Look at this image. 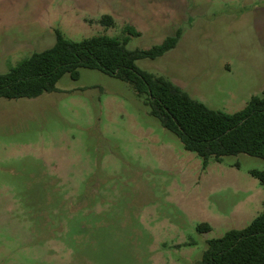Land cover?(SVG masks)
Here are the masks:
<instances>
[{"label": "rangeland", "instance_id": "obj_1", "mask_svg": "<svg viewBox=\"0 0 264 264\" xmlns=\"http://www.w3.org/2000/svg\"><path fill=\"white\" fill-rule=\"evenodd\" d=\"M184 1L178 9L177 0L165 1L168 7L144 2L146 29L126 47H151L158 39L148 34L162 36L183 14L180 25L191 27L192 37L166 59H199L193 62L206 65L203 75L212 71L218 94L248 85L249 59L257 54L239 51L219 22L251 7ZM133 4L0 0V35L21 36L36 20L73 41L116 36L130 23ZM103 15L115 17L114 28L99 24ZM211 23L235 40L224 55L211 53ZM28 56L12 55L6 67ZM161 60L137 64L152 72L146 66ZM55 88L32 99L0 98V264H200L207 241L245 228L264 211V183L250 173L264 172L261 159L238 154L203 167L126 83L99 71L81 68L76 80L64 74ZM202 224L210 230L200 232Z\"/></svg>", "mask_w": 264, "mask_h": 264}, {"label": "trees", "instance_id": "obj_2", "mask_svg": "<svg viewBox=\"0 0 264 264\" xmlns=\"http://www.w3.org/2000/svg\"><path fill=\"white\" fill-rule=\"evenodd\" d=\"M98 22L104 28L115 27L110 15H103ZM54 33L51 48L34 52L0 73V98H36L55 91L64 74L76 80L79 69L96 70L126 83L149 114L178 138L185 151L194 153L203 167L210 159L221 162L225 156L238 154L264 161V89L262 96H251L243 109L228 114L207 108L165 77L136 65L137 60L155 59L172 49L180 30L160 45L133 50L126 45L139 33L128 24L116 36L99 34L80 41L66 38L57 30ZM250 173L264 183V172ZM198 230L210 229L202 224ZM200 264H264V211L245 228L207 241Z\"/></svg>", "mask_w": 264, "mask_h": 264}, {"label": "crops", "instance_id": "obj_3", "mask_svg": "<svg viewBox=\"0 0 264 264\" xmlns=\"http://www.w3.org/2000/svg\"><path fill=\"white\" fill-rule=\"evenodd\" d=\"M132 1L135 2V5H132V10L135 13L131 14L130 23L128 25L132 26L140 36L142 35V33H144L146 29L144 27V23L147 22L141 21L139 16L148 14L147 11L145 12L143 10V3L145 2L149 7V3H153L154 1L159 0ZM160 1H162V7H168V4L165 3V1L168 0ZM195 1L198 2V0ZM199 1L201 2V6H203L202 0ZM231 1L241 2L244 8L251 7V9L243 10L242 14L239 16L240 18H236L234 16L231 18L222 19L219 22L222 29L228 30L229 35L236 38V42L235 40L227 39L221 32L220 27L211 23L210 30H212V36L214 40L213 42L216 45V49H213L211 53H217L218 56L224 55L227 51H231L233 49L234 42L235 45L237 43V46H239V51H245L250 55L256 53L257 56H255V58L250 57L249 59L248 73H252L253 78L248 85H245L241 88L236 86L227 87L225 90H222L219 93L221 94V96L218 97L219 94L217 93V89L215 86L216 81L212 80L214 79V75L211 73L212 71H207L209 73L208 76L203 75L202 71L206 65L193 62V60L198 61L199 59L192 57V62H186L187 64L175 63L172 60L166 59L165 54L172 50H176V48H179L180 45H186L185 42H188L192 37L193 29L191 27H189L190 29H185L187 27H183L182 24L180 25V23L184 22V20L186 19L185 15L183 14H181L183 16L182 18L177 19L176 21H173L171 23V26L173 25V27H171L168 32L164 31L165 33L162 36L152 37L148 34L149 38L158 39L152 45L156 46L160 45L166 38L173 37L177 30L181 31L180 38L172 49L155 59H146H162V64L155 62L149 63L146 66L148 69L152 70V72L149 73L165 77L173 85L178 87L181 91L185 92L191 99L200 102L209 109L217 110V108L213 105L221 104V107H223L224 109H228L226 110L227 112L225 111L228 114H232L243 109L251 96H262V92L264 89V0ZM174 2L175 1H173V3ZM183 2L185 1L177 0V6L175 8L178 9V7L182 5ZM257 3L259 4V6H255ZM176 14L177 16H181L178 15V10H176ZM123 16L126 17L127 15L124 14ZM111 17L114 20L115 17L113 15ZM32 23L35 24V28L31 29L30 32L23 31L24 34L21 36L16 35L13 37L7 35L6 37H4L3 35H0V73H5L8 71L9 68L6 67V64L8 62V58L12 55H16L19 53H27L28 55H30L34 52H41L43 50L51 48L55 43V30H53L49 26L43 27V24L39 23L36 20H32ZM163 26H165L164 29H166L167 23ZM257 34H259L260 42H258L256 39ZM239 36H241L240 40L238 38ZM194 48L195 47L190 46L186 49V52H192ZM198 55L200 57V51H198ZM141 60L145 59L137 60V66V63H139ZM220 67L222 68V64L220 65ZM249 85L251 86L249 87Z\"/></svg>", "mask_w": 264, "mask_h": 264}]
</instances>
